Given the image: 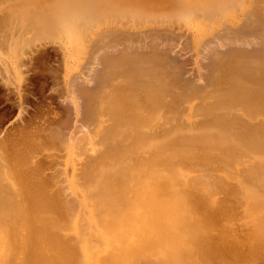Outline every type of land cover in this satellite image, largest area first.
I'll use <instances>...</instances> for the list:
<instances>
[{"label": "rangeland", "instance_id": "374dc122", "mask_svg": "<svg viewBox=\"0 0 264 264\" xmlns=\"http://www.w3.org/2000/svg\"><path fill=\"white\" fill-rule=\"evenodd\" d=\"M29 1L30 0H0V214L1 212L3 214V216H1L2 214L0 215V225L2 224L0 228H4V226L7 227V228H4V230L0 229V264H37V263L57 264V259H58L57 255L56 253H53V251H51L52 250L51 246L48 244L50 243L49 240L53 241V239H50L49 236L46 237V239L42 237L43 231L45 232L48 231L49 230L48 228L50 227H48L47 230H45L46 226L45 227L41 226L43 227V229H40L39 231L37 230V228L39 229L40 227V226L39 227L37 226L41 225L44 219L46 218V217H43V219H41L39 217L47 216L48 213H46V211L49 209H52V212H53L52 217H58L56 219H59V215H57L59 214V212L63 211L64 209H65L64 211H66V214L68 217L65 216V218L66 219L68 218V220H65L63 218L64 215L66 214L62 216L61 215L62 212H61L59 221H61L62 224H63L62 220H65V222L68 221L69 223V224L67 223L68 227H65L66 224L65 225L63 224L64 225L63 226L62 224H60V222H58V220H56L58 222V225L59 224L62 225L61 228L62 227H65V228L63 229L60 228L59 230V227H60L59 225V227L53 230V232L54 234L56 233L54 237L58 238L59 241L67 240L68 243H66L67 241L66 242L63 241V242L65 244H70L69 248H73V247L75 248V250L74 249L73 250H74V253L77 252L76 253L77 257L75 258V256L73 255L74 258L72 257V259L74 260L71 259V261L73 262L75 261V263L73 264H100L101 262L98 263V261L99 259H101V257H106L110 253L111 254L116 253L114 251L115 249H118L119 246L127 247V249L130 248V250H132V247L135 249L136 247H138V245H136V247L134 245L138 237L137 235L134 234L135 233L134 230H137L136 228L140 224L138 222L135 223V221H138V220H133V219H137L139 217L140 218L139 222H141V221H144L145 215H147L146 214L147 213L146 204L143 205V201L145 199H150V197H147L150 195H146V193L148 194L149 190H154V191L157 190V188L154 187L155 188L154 189L153 186H152V189L147 188L148 187L147 185L151 183L152 179L154 180V182L156 181L158 183L156 187H158L159 185H163V183L164 184L166 183L168 185V190L164 191V192H167V194L165 195V197L164 195H161L159 197V200L161 199V202L163 201L164 204L166 201H168L169 212L168 214L166 212V214H164V218H161L160 221L159 220L158 221L164 222V224H166V225L163 224L164 226H166L165 228L167 230V231H164V233L169 231L168 232L169 234L170 232H172L174 235L176 234L175 235L176 238L174 236L175 239H170L171 244H170V240L167 241L169 239L168 238L166 240L167 242H169L168 244L165 243L166 241H164V243L162 242L163 244L161 243L162 245L160 244V246L154 248L152 252L147 251V252H144L143 254H140L138 252L140 255H138V253L136 252L138 257L135 256V258L136 259L140 258L139 262H145L147 264H181V262H178L180 261L178 260L179 259L178 254H180L179 250L185 248L189 244V242L192 241L191 233L186 230L187 228L192 226L190 225V223H193L195 221L197 223L198 228L201 229L202 226H203L202 227L203 229L206 228L207 232H205V230L202 229V231H204L205 234L204 232L200 230L201 233L204 234L205 236L212 237V235L216 236L218 234L217 238L218 237L219 238L217 240L215 238H212L215 240L214 242L215 246L217 245L216 247L218 249L220 248L219 250H221L220 252L223 255L221 256V260L217 264H223V263L224 264H235V263L239 264L241 262L242 264H245L243 263L245 260L246 261L249 260V262H247L246 264H263L264 263L263 261L264 260L263 259L264 258V183H263L264 182V122H263L264 121V93H263L264 89H262V86L264 87V30H263L264 24H262L263 26V29H262V27L258 23V15L260 14L264 15V0H255L256 3H254L253 0H241V1L239 0H236V1L235 0H220L218 2L219 4L214 6L212 9H204L202 7L192 8V7L184 6L182 8L174 9L173 11H169V12L167 10H160L158 11V14L156 16L157 19L154 18L155 17L154 13L156 9H152V8L150 9L149 7L146 8L144 6V7H141L144 12H141L139 9H140V5L142 4H139V2H136L135 0H108L109 2L106 0H91L90 3H89V0H84V2L87 3L85 4L87 5V7L84 6V3L82 4L83 0H74L70 3V6H69V7H73V9H68V11L72 10L74 14H71L72 11L69 13H65L61 11H59L60 14L54 13L56 14L54 17L55 19H57L56 17H59L58 21L62 19V17H60V16H63L61 15V13H65L64 15L70 16L69 22L72 24V27H75V29L74 28L72 29L75 30L74 37L78 43V47H77L78 54H75V56L73 57H70V56L68 57L65 44H63V41L61 39L60 41L57 37L59 35L56 36L53 34L55 30V25L53 26L52 23L51 24L49 23L50 21H53V20L55 21V19H53L51 15H50L51 16L50 18H47V17L45 18L46 14L44 12L46 9L44 10L43 15H42V11L40 12L41 10L40 8H42L43 0H31L30 1L31 4L30 3L28 4ZM204 1L205 2L207 1L206 3H208V5L213 2H214L213 4L217 3L215 2V0H204ZM237 1H239L238 3L240 7L237 5L238 4ZM71 4L73 6H71ZM257 4H258V8H256L257 6H255ZM28 9L30 10V12H28L29 11ZM195 10H199V12H196ZM10 12H12L13 14ZM243 12L246 15L245 14L243 15ZM28 13L30 14L29 17H28ZM203 13L204 15L206 13V16L203 17ZM5 15L7 16L5 17ZM26 15L28 18L26 17ZM192 15L194 17L197 16V18L201 17L200 19L202 20V27H203L202 33L196 32L195 30L196 23H188V18L189 16H192ZM209 15H212V16L209 17ZM44 18H45V21H43ZM71 18L73 21L71 20ZM68 19L69 18H67V20ZM92 24L95 25V27L92 26L90 29L89 26ZM42 25L44 27H42ZM86 25L87 26L89 25L88 29H86L87 28ZM36 27L39 30H36L37 29ZM41 28H42V31H44L43 33H40ZM240 28L244 30L243 31L240 30V32L235 31L236 29L238 30ZM80 31H81V34H79ZM55 33H56V30H55ZM79 35L81 38L83 37L82 38L83 41L79 37ZM55 37L56 39H54ZM235 38L237 41L235 40ZM150 43H151V47H150ZM212 51L213 52L215 51V53H213ZM150 52H152V54ZM135 55L136 57H138L137 55H140L139 58H141V55H143L145 58H147L146 59L147 61L146 60L142 62L134 61L136 60ZM156 57H157V60H155ZM133 58L135 59L133 60ZM145 58H143V60ZM224 58L226 62H223ZM144 62H147V63L143 64ZM251 62H254V64H256V67H258L257 70H254L251 68V65H250ZM245 67H247L248 69ZM156 69L157 71H155ZM136 72L138 73V75H136ZM122 78L124 80L125 79L128 80V82L126 80L123 81ZM143 80L145 81V84L146 83L148 84V82L150 81L149 86L151 85V83L156 86L155 87L151 85V88L149 87L150 89H152V86L155 87L154 89L155 91L152 89L153 91L151 92L153 93L152 94L150 93L152 98L153 96H155L154 95L155 92H157L158 94L164 93L162 95V98L161 97L159 98L160 100L163 99L162 103H164V105L162 106L160 104L161 106L158 109H157L158 105H156L157 107L155 109H157L158 111L157 112L154 110V113L156 115L152 111L151 112L154 115H152L151 112H148V114L151 113V115L149 116H152V117L156 116L155 119L154 118L149 119L147 116L148 119L143 120V121L144 122L148 121V124L145 122V125H142L143 128L140 127V124H139V127H140L138 128L139 130L135 128L137 132L136 131L132 132V135L134 134L135 137L137 138L139 136L138 134H140L139 132H142L141 135H143L144 130L145 131L147 130L145 133L149 132L151 129L148 130L147 128L151 127L150 123H152V129L156 127L157 129L155 128V130H158V131L160 130L159 131L160 133H157L158 131H156L155 133L153 132L154 130L153 131L151 130V132H153L154 135L156 134L155 135L156 137L154 136L153 138L156 141H158V138L160 139L164 136V134L162 133L167 132L168 134L167 135L165 133V135H167L168 138L164 136L168 140L163 137L164 138L163 142L167 143L166 145L167 148H165L166 143L163 144L165 147H163V145L161 147L159 146V143L156 144L155 142V144L157 145L156 146L157 148H155V151H154L153 145H150V148H149L148 145L150 143L146 144V142L149 141L148 138L152 139V137L143 138V136L140 135L141 137L139 136V138H143L142 141L144 139H147L146 141L144 140L145 143L144 141L142 142L145 146H148L149 148L148 149L149 153L147 152L146 154L145 152L144 154H142L143 152H140V150L144 151L147 147L145 148V146L142 145L144 147V150L140 149L142 147L140 144L142 143L140 142V144H136L137 143L135 141L136 139H134V143L131 142L130 140H132V136L129 135L130 131L134 130V126H131V122L133 123V121L136 122V120H139L138 118L139 116H137L138 119L135 118L136 120H134V117L138 114L140 115L141 113H142L141 116L143 118L146 117V115H148L147 110H144L145 107H142V110L146 111V115H144L145 112L143 114V112L141 111V107L138 106L137 110H134V109L132 110V112L136 111L135 116L133 117L134 112L133 114L132 112H130L132 107L131 108L129 107L128 109L124 101L121 102V103H124L122 104L123 107L124 106L126 107V109H124L125 110L124 112H122L123 107L122 109L121 107H118V106L113 107V105L118 104L116 103L117 101L116 102L114 101L115 104L113 103L111 107H110V104H108L109 101L115 100V98L110 99L112 95L114 96V93H112L113 90L115 92L117 90H120L121 87H123L124 89L125 88L124 85L135 83V82L138 84L137 85L135 83V85L138 86L139 90L136 89L137 87L135 88L133 84H131V87L130 85H127L128 87L126 86V89L129 90L130 88V90L129 91L126 90L128 92H126V94L123 92L121 96L123 97L124 96L123 94L131 95V98L135 96L137 99L133 98L135 99L134 102L130 100V104L131 102L135 103L137 100L138 102H140V100L141 101L143 100L145 102L147 98L145 99L144 97L145 99L144 100L143 96H141L142 92H144L143 91L144 87L141 89L142 91L140 90V88L143 85H145L143 84ZM260 80H262V82ZM170 82L173 84H171ZM117 83L118 84L120 83V86ZM111 85H114V86L112 87ZM239 86H242V88H240L242 90L238 89ZM246 86H248L249 89ZM145 87L147 86L145 85ZM258 87H259V90L257 89ZM133 88L136 89V93L138 94L141 93L139 94L138 97L137 95L133 93L135 92L134 90H132ZM150 89H149V92H150ZM260 90L261 91L263 90V92H260ZM84 91L89 93L90 95V100L92 101L91 104L93 107V109H91L92 111L88 110V108L89 109L91 108V105L87 104L86 102L87 98L86 96L82 94ZM146 91L147 90H145V92ZM218 91L219 93H217ZM165 93H166V97H164ZM115 94L116 95L114 97H117L119 99L120 98L119 94H121V90L120 92L115 93ZM144 94L145 93H143V95ZM240 96H241V101H240ZM156 97H159V96H156ZM138 98L139 99L141 98V99L139 100ZM121 100H124V98L123 99L121 98L120 101ZM125 100L126 101L129 100V98L126 97ZM143 101L141 102L142 104L144 105L148 104V103L146 104V102L144 103ZM164 101L165 102L169 101L168 103L169 107ZM150 103L148 104V106L150 105ZM207 103L209 104V106ZM107 104L110 107L109 109H107L108 107ZM133 105L135 106V104ZM133 105L131 104L130 106H133ZM165 105L167 106L166 109H169L168 112L165 110ZM105 106H106V109L109 110V112L111 109L115 111L116 110L119 111L120 109L121 111L119 112L126 114V115L123 114L124 116H120L118 112L119 116L122 117V119H125V118L127 119L131 116L133 117V120H131L132 118H130L129 120L127 119L129 122H127L126 119H125L126 121L122 119L118 121L120 118V117L118 118V114H117L118 119L115 117L116 115H113V114H112L113 118L111 116L108 117V113H107L108 111L105 109ZM74 107H76V109ZM139 107H140V110H139ZM162 107L163 109H161ZM113 110H111V112L114 113ZM138 110L141 111V113L139 112L137 114ZM88 111H90V114L92 112L93 116L91 115L89 120H87L85 123H82V121L85 120L84 114L88 115L89 114L87 113ZM211 112H212V115H210ZM101 114L102 116H100ZM214 114L215 115L217 114V116H215ZM160 116L162 117V119ZM163 116L165 118L167 117L166 120L165 118L163 119ZM114 118H116L115 120L117 122L113 120ZM212 118L215 119L213 120V122H212ZM109 119L114 122L113 124H116L114 125V127H113V124L110 123ZM159 119L161 120L159 121ZM61 120H63L64 125L63 127L60 128L59 124H61L60 123L62 122ZM154 120L155 121L158 120L160 123H156ZM100 121L102 122L104 121L103 125L101 124ZM121 121L122 123L127 122L128 125L130 126L127 127L128 125H126V123H125V126H124V123L122 124L123 126L120 125L121 123L118 124V122H121ZM137 123L138 122H136V125ZM221 123L222 124L224 123V124L221 125ZM81 124H83V127L89 126L90 128L89 127L88 129L86 128L88 131L89 130L93 131L90 134V135L93 134V136H91L92 138L89 137L92 143L94 139L98 140V138H96L99 136L97 133L101 131L100 128H102V126L103 128L105 126V128L102 129L103 132L102 131L100 132V134L102 135V136L100 135V137H101V140L103 139V142H100V138H99L100 144H96V143L94 144L98 146V145H101V143L102 144L105 143L103 147L107 148L108 146L107 147L105 146L108 143L107 145L110 144V147H111V143L112 145L113 143L114 144L117 143L116 141H115L116 143L113 141L111 142V140L114 139L113 137H115V140H118V143H119L118 145H120L121 150L118 149L119 150L118 153L120 155L113 153L112 157L113 156L115 157V155H118L119 158L125 161L126 155L130 157L132 155L131 153L134 152L133 150H137L139 148L138 149L139 151L137 150L139 154L141 153L140 155H143L142 157L145 156L144 158L147 159L149 157L148 154L151 155L150 151L152 149H153L154 154L158 151L156 153L157 155L155 157L153 156L155 160H156V157H158V160H161L163 158L161 161L155 163V164L158 163V165L154 167L153 166L154 163H152V161L154 160L149 161L152 163V164L150 163V166L152 167V169L155 168L154 169L155 172L156 170L158 172L156 173L153 172L152 174H148L150 171L146 172L148 169L146 170L144 167L145 166L148 167L149 162H146V160H143V162L148 163V165L144 163L141 164L142 160L138 156V154H136L137 153L136 152L135 154L139 157V160L141 161H139L138 163L130 162L131 164L125 163L123 161L125 165L123 163L122 164L124 166L127 165L126 168H124L123 165H121L123 167L121 168L120 162H122V160L116 157L117 159H119V161L121 160L119 162V165L117 164L118 167H120L121 169L118 171L116 170V171L122 172V176L119 174H116L113 168L112 170V169H106L105 167L103 168L104 170L101 169L103 172L101 171L99 172V173H104V174H102L101 177L98 174L97 175L98 179L96 178L97 180H95V177L92 176V173H94L93 171H96L98 169L97 168L96 170H94L96 166L95 163H93L95 166L94 165L91 166V167H94L93 171L91 172L87 171V170L92 169L90 167V164L88 163V166H89L88 169H86L85 168L86 166L84 165H87V162L89 161L91 162L95 157H97V155L93 156V154H95L93 153V151L96 152L97 149H100L102 145L99 147L95 145V147H93L94 145L92 143L89 144L88 143V139H89L88 133L89 132H86L87 138L83 136L84 132H82L81 134L77 132L80 130L81 131L84 130V128L80 129V127H82ZM90 124L92 126H90ZM165 124L167 125L165 126ZM157 125H159L160 127ZM144 126H146V128ZM165 127H167V129L169 128V130H166ZM112 128L114 131L112 130ZM128 128H131V130L128 131ZM39 129L41 130L40 132L37 133L36 131H38ZM60 129H62L59 132L62 133V134L60 133V135H62L63 138L60 137L59 133H57L58 135L55 133L56 130H60ZM73 129L75 130L74 132H73ZM105 129L109 131L106 132ZM198 129L200 130V132L198 131ZM211 129L214 130L215 132L212 131ZM111 130L113 131V134L109 133ZM125 130L128 131L129 134L128 132L126 134ZM232 130L234 131L232 132ZM104 131L106 133H109L111 136L109 134L104 133ZM195 131L199 133H196ZM221 131L223 132V134L220 133ZM225 131L228 133H226ZM176 132L177 134H180V135H175ZM213 132L214 133L218 132V133H216L217 135L215 134L213 136L211 135V134H214ZM76 133H79V134L76 135ZM136 133H138L137 134L138 136L136 135ZM72 134H75V135H72ZM95 134H97L98 136H96ZM114 134L116 136H119V138H117ZM121 134H123L124 136L128 135L127 137H130L131 139L126 138L128 140L125 141L126 139L124 137L121 138L122 136ZM149 134L147 133V135ZM159 134L162 135V137L160 136L157 138ZM196 134L198 136H196ZM151 135L152 134H150V136ZM71 136L73 137L74 141L75 139L81 140L82 141L81 146L83 147L87 145L88 143L87 148H89L90 151L88 152L87 148L85 147L84 149L89 154L91 152L93 158L91 154L90 155L86 154V155L91 156L92 160H89L90 157L89 158L87 157V159L86 158L83 159L87 162L82 163L83 161L81 160V158H83V156L80 154H79L80 157L77 156L79 151L78 152L75 151L74 149L75 146L73 145L74 148L73 146H71V149H69L70 145H67V144H70L71 142L68 143L67 141L69 138H72ZM79 136L81 138L84 137L83 139L84 140L86 139L87 143L85 142L84 144L83 139H81ZM175 136H176V139H174ZM216 136H218L217 139H216ZM59 137L61 138V140L63 139L65 140L66 138L67 140L65 142H67V144L66 143L65 144L69 147H67L64 144L63 142L64 140L61 142V140H59L60 139ZM190 137L191 138L193 137V139H191ZM212 137H215V138L211 140L210 138ZM220 137L221 138L223 137L222 139H225V138L226 139L225 141L222 140L223 142L221 141V143L219 144L216 142V140L219 139L218 141L220 142V139H221ZM240 137H242V139ZM107 138L109 140H107ZM123 138L125 140H123ZM57 139L58 141H56ZM104 139H106L107 141L104 142L105 141ZM119 139L120 141L122 139L124 143H121L123 141L120 142ZM151 139L150 141L153 142V139L152 140ZM208 139H210V141H208ZM175 140L176 142H174ZM177 140L179 142H177ZM214 140H215V143H214ZM128 141L131 142L132 146L134 144V146L133 147L130 146V144L127 143ZM206 142H207V146H206ZM209 142L210 144H212L210 145V148L208 144ZM75 143L78 145L77 142ZM81 143L79 141V145ZM124 144L125 145L128 144V148H125V146H123ZM198 144H201V146H199ZM215 144H216V148H215ZM79 145L78 147L80 148ZM63 146H65L64 150H63ZM78 147L77 149L79 150ZM112 147H114V145ZM224 147L226 148L224 149ZM127 149L129 151L128 154L130 153V150L133 149L132 150L133 152L131 151L130 153L131 155L129 154L130 156L128 154H125L127 153L125 152L127 151ZM156 149L158 150L156 151ZM163 149L164 150L167 149V150L163 151ZM71 150L72 152L74 151L77 152L75 154L77 157H74L75 155L72 156L71 155L72 153L71 154L69 153L71 152ZM102 150L104 149L102 148ZM148 150L146 149L145 151H148ZM227 150L229 153H225ZM233 150L234 152H232ZM84 151H81V152H84ZM115 151L114 152L117 153V150ZM120 151H122V153H120ZM98 152H101V151H98ZM105 153H107V151ZM108 153H111V151ZM177 153H179V155L181 154L182 156L181 155H180L181 157L178 156ZM124 154H125V157L124 156L120 157ZM135 154H133V156H135ZM186 154L189 155V157H187L188 159L185 158ZM230 154L231 156H229ZM86 155L84 153V156ZM160 155L162 158L160 157ZM164 155L167 156L166 159L169 160L167 161L168 166H166L167 163L165 165V162H164V165L166 167L165 166L163 167V165H161L164 160ZM176 155L178 156V158L175 157ZM193 155H195L196 157ZM99 156L100 154L98 155V158ZM108 156L111 157V154ZM168 156L169 157L171 156V157L168 158ZM209 156L211 158H209ZM225 156H226V159L224 158ZM128 157L126 159V162L127 160H129ZM75 158L77 161L79 158L80 159L77 162L76 160H74ZM116 158L115 160L118 161ZM133 158L135 159L136 157H133ZM193 158L195 159L197 158V161L195 159L194 161ZM111 162H114V161H111ZM139 163L141 164L140 165L141 167H138L136 165ZM110 165H112V167L115 168V166H113V163H111ZM81 167L84 168V170L82 169L83 171H81ZM228 167H230L231 169H228ZM143 169L145 170L147 174L143 172ZM152 169L151 171H154ZM164 169H166L167 171ZM138 170L141 172H139ZM226 171L228 172V174ZM87 173H88L87 178L89 179L91 178L92 180L85 178V175ZM113 173L115 175H118V177L120 176L119 182L121 181L120 179L122 178L123 182L121 186H115L117 184L118 178H116L117 176L116 177L113 176L114 175ZM89 174L92 177L89 176ZM94 174L96 175V172ZM108 176H110V179H113L112 177L116 178V181H113L115 180L113 179L110 183L116 182V183H112V185H114L115 187V191L119 187L120 192L119 191L118 192H119V195L121 194L120 197L123 196L127 200V202L130 204L131 206L130 208H132V210L130 209V212L126 216L128 217V219L131 220L129 216H130V213H132L133 211L132 220H133L134 227L131 223L132 220L131 221L129 220L130 221L129 222L126 216L123 217V215L125 214L122 212H120V215L118 214L119 216L118 215L114 216L115 218L112 217L113 220L111 219V217H104L105 215H103L104 213H102L103 207L100 206L99 204L100 203L102 204L103 202L104 203L110 202L109 200H112V197L111 195L110 197H108L106 194L97 195L94 190L97 189L98 187L95 189H92V188L95 185L94 181H98L99 184L101 183L105 184L104 181L108 179ZM231 177L234 179H232ZM128 180L131 182H129ZM261 180L263 181L261 182ZM105 182L107 186L112 188V186H110V184L107 181ZM99 184H96V185H99ZM152 184L154 185V183ZM87 186H89L90 188ZM133 187H135L136 190H133L135 189ZM159 191H162V189L160 188ZM111 192L113 193L112 190ZM155 192L152 191L151 193L153 194ZM158 193L160 192L157 191V194ZM115 195L117 196V194ZM92 196L94 199L95 198L96 199L95 200L92 199ZM105 196L107 197V200H105L106 199ZM39 197H41L40 198L41 201L40 199L38 200ZM113 197H114L113 200L118 198V196L117 198H115V196ZM156 198H158V195L156 196ZM197 199L203 200V202L207 203L208 206L206 204L205 208L202 207L203 209H200V206H198L197 202H195V200ZM51 200L53 204H51L52 203L50 202ZM159 200L157 201L158 203H159ZM38 201L40 202L41 206L40 204H38ZM48 202L50 203L48 204ZM90 202H92L93 204ZM163 202L160 203L162 204V206H163ZM237 202H238V205H237ZM11 204L13 206L17 205L14 208L13 206L11 207L14 210V213L16 210L18 212V215H17L18 217L15 216V219L18 218V221L20 220L18 222L20 224L18 225L15 224L14 227H12L9 224V223H13L14 221L13 220L14 218L12 219V216L14 214L12 213V216H9V214H11L10 213ZM48 205L53 206V208H50ZM34 206L36 207L34 208ZM38 206H40V209ZM74 208L75 210H73ZM37 209L40 210L41 212L39 211L40 213H38ZM29 210H31V213ZM7 212L9 214H7ZM33 212L38 213V216L36 217L35 214L33 216L32 214ZM143 212L145 215L143 214ZM5 213L7 214L6 216H5ZM41 213H44V214H41ZM141 214L143 216L142 219H141L142 217ZM8 216L11 217L10 218L12 220L11 222L8 221L10 220L7 218ZM34 217H36L37 219L39 218L43 221L40 222V220L38 219L40 224H38L37 221L33 222L32 219ZM61 217H62V220H61ZM237 217L239 218V220L237 219ZM241 217L242 219H240ZM28 218L30 219L32 218L29 221V223H27L29 220ZM96 218L98 219V221H96L97 220ZM125 218L127 219V221ZM51 220L53 221L54 219L52 218ZM5 221H7L8 223L7 222L4 223ZM45 221L43 223H45ZM48 222L49 221H47V224L49 226ZM32 223L33 224L35 223L36 227H33L35 226V224L33 225ZM31 224L33 226L29 227L31 226ZM129 224L130 226L132 225L131 228L128 226ZM179 224L181 226L184 225V227L183 226H182L183 228L180 227ZM186 224L188 225V227H185ZM53 225L52 227L56 226V225L54 226ZM225 226L226 228H224ZM160 227H163L161 223H160ZM212 227L213 228L215 227L214 229L216 230H213ZM221 227H222V231H221ZM30 228H32L31 229L32 235H30L31 237H29V234H28ZM129 228L131 231L129 230ZM176 228L177 230L179 228L181 230L176 231ZM223 228L225 230H223ZM211 230L214 232V234L211 232ZM158 231L160 232V230ZM182 231H185V232H182ZM208 231L211 233V235H209L210 233L208 234ZM223 231H225L226 235L225 233H223ZM41 232H42V235H40ZM7 233L9 234L10 237L8 236ZM161 233H163V231ZM172 233L171 235L173 236ZM140 234H143V233L138 232V236ZM222 234H224L225 237ZM79 235H80V238H79ZM41 237L42 239H40ZM59 238L62 240H60ZM58 240L57 242H59ZM173 240H174V243H173ZM221 240H225V241H221ZM227 240H230L228 241V244H227ZM216 241L217 243H219V245L216 244ZM34 242H36L37 244L35 243V245H33ZM63 242L59 244H64ZM222 242L225 243V245L221 244ZM236 242H237V245H236ZM232 243L235 245V247L236 246L237 247L235 248L232 245ZM172 244H175L173 245V248H171ZM189 245L191 246L192 244H189ZM222 245L224 249H222L221 247ZM226 246H228L229 248ZM37 247L39 250L37 249ZM233 248L235 251L238 250V253H240L239 252V248H240V251L243 255L241 256V253H240V256L238 255L239 257L238 256L235 257L236 256L235 254H238V253L237 252L235 253V251H233ZM227 249H229L228 252L226 251ZM71 251L72 250L70 249V253ZM255 251H256V254H255ZM258 251L261 254L258 253ZM38 253L40 254V256ZM200 253H202V251ZM228 253H232L235 258L233 257L232 254L229 255ZM247 253L249 254L247 255ZM53 254L56 256H54ZM257 254L262 255L261 258L262 257L263 258L262 259L259 258L260 257L259 255L257 257ZM43 255L44 256L46 255L45 258L42 257ZM71 256H72V253H71ZM251 256L252 258L256 257L259 260V262L256 258L251 260V258H249ZM47 257H49V260L51 259L50 262ZM240 257H242L245 260L243 261ZM190 258L194 260H191V261L189 260L188 261L190 262L189 264H191L192 261H193L192 264H195L194 263L195 258L192 256ZM233 258L236 260H234ZM260 259L263 262H261ZM171 260H172V263H171ZM128 261L126 259L124 262L127 263ZM70 264H72V262ZM200 264H205V261H202Z\"/></svg>", "mask_w": 264, "mask_h": 264}, {"label": "bare ground", "instance_id": "6f19581e", "mask_svg": "<svg viewBox=\"0 0 264 264\" xmlns=\"http://www.w3.org/2000/svg\"><path fill=\"white\" fill-rule=\"evenodd\" d=\"M30 1H31V0H30ZM30 1L28 2V4L30 3ZM72 1H74V0H43V4H42V8H40V9H41L40 12L42 11V15H43L44 13L46 14V16L44 15L45 18H46V17H47V18H50V17L52 16L53 19H55L54 17H55L56 14H54V13H59V11H61V12H65V13H69V12L72 11V10H71V11H68V9H73V7H69V6H70V3H71ZM90 1H91V0H89V3H90ZM106 1H108V0H106ZM157 1H159V2L161 3V4H159V5H162V3H164V0H157ZM235 1H236V0H235ZM239 1H241V0H239ZM239 1H237V3H238ZM253 1H254V3H256L255 0H253ZM33 2H35V1H33ZM93 2H94V1H93ZM93 2H92V3H93ZM108 2H109V1H108ZM243 2H244V1H243ZM83 3H85L84 0L82 1V4H83ZM92 3H91V4H92ZM237 3H235V4H237ZM257 3H258V2H257ZM30 4H31V3H30ZM240 4H241V3H240ZM107 5H109V4H107ZM237 5L239 6V3H238ZM35 6H36V5H35ZM71 6H73V5L71 4ZM252 6H253V5H252ZM255 6H257L256 8H258V4L255 5ZM38 7H39V6H38ZM229 7H230V6H229ZM239 7H240V6H239ZM241 7H242V6H241ZM34 8H35V7H34ZM34 8H33V9H34ZM252 8H253V7H252ZM252 8H251V9H252ZM33 9H32V11H33ZM35 9H36V8H35ZM35 9H34V10H35ZM42 9H43V10H42ZM45 9H46V10H45ZM61 9H63V10H61ZM107 9H109V8H107ZM200 9H202V8H200ZM229 9H230V8H229ZM28 10H29V9H28ZM30 10H31V8H30ZM30 10H29L28 12H30ZM44 10H45V12H44ZM48 10H49V12H48ZM74 10H75V9H74ZM84 10H85V9H84ZM139 10H140L141 12H143V9H142V8H140ZM254 10H255V9H254ZM32 11H31V12H32ZM67 11H68V12H67ZM104 11H105V10H104ZM200 11H201V10H200ZM43 12H44V13H43ZM74 12H75V11H74ZM77 12H79V11H77ZM197 12H199V10H197ZM203 12H204V11H203ZM10 13H12V12H10ZM65 13H61V15L65 16V17L59 15L60 17H62L61 20L58 21L59 17H56L57 19H55V21H54V20H53V21H50L49 24L52 23L53 26L55 25L56 33H55V30H54V33H53V34L56 35V36L59 35V36H57V37H58L59 40L61 39V40L63 41V44H65V48H66V52H67L68 57H69V56H70V57H73V56H75V54H78V53H77V52H78V49H77V47H78V43H77V40H76L75 37H74V34H75V30H74V29H75V27H72V24L69 22V21H70V16H68V15H64ZM163 13H164V11H163ZM12 14H13V13H12ZM59 14H60V13H59ZM71 14H74L73 11H72ZM93 14H94V12H93ZM99 14H100V13H99ZM102 14H103V13H102ZM199 14H201V13H199ZM244 14H245V13L243 12V15H244ZM29 15H30V14L28 13V17H29ZM50 15H51V16H50ZM245 15H246V14H245ZM260 15H261V14H260ZM6 16H7V15H5V17H6ZM9 16H10V15H9ZM67 16H68V17H67ZM71 16H73V15H71ZM100 16H101V15H100ZM156 16H157V15H156ZM198 16H200V15H198ZM204 16H206V13H205V15H204V13H203V17H204ZM209 16H211V15H209ZM26 17H27V15H26ZM28 17H27V18H28ZM76 17H77V16H76ZM83 17H84V16H83ZM91 17H92V16H91ZM222 17H223V16H222ZM222 17H221V18H222ZM261 17H262V15H261ZM261 17H260V18H261ZM263 17H264V16H263ZM263 17H262V18H263ZM14 18H15V17H14ZM31 18H32V17H31ZM38 18H40V17H38ZM45 18L43 19V21H45ZM67 18H69V19L67 20ZM176 18H177V17H176ZM200 18H201V17H200ZM200 18L198 17L197 19L200 20V21H202ZM262 18H261V19H262ZM34 19H35V18H34ZM194 19H195V17H194ZM197 19H195V22H197V21H196ZM36 20H37V19H36ZM51 20H52V19H51ZM71 20H72V18H71ZM258 20H259V19H258ZM72 21H73V20H72ZM87 21H88V20H87ZM260 21H261V20H260ZM262 21H263V20H262ZM54 22H55V23H54ZM113 22H114V21H113ZM211 22H212V21H211ZM53 23H54V24H53ZM110 23H111V22H110ZM145 23H146V22H145ZM148 23H149V22H148ZM3 24H4V23H3ZM83 24H84V22H83ZM93 24H94V23H93ZM93 24L90 25V26L88 25V26L90 27V29H91L92 26L95 27V25H93ZM112 24H113V23H112ZM112 24H111V25H112ZM115 24H116V22H115ZM199 24H200V23H199ZM259 24H260V23H259ZM263 24H264V23H263ZM73 25H75V24H73ZM121 25H122V24H121ZM145 25H146V24H145ZM10 26H11V25H10ZM47 26H48V25H47ZM86 26H87V25H86ZM86 26H84V27H86ZM88 26H87L86 29H88ZM96 26H97V24H96ZM114 26H115V25H114ZM195 26H196V28H197V29H195L196 32H197V33H202V31H203V27H202V25L199 26L198 23H196ZM260 26H261V25H260ZM263 26H264V25H263ZM42 27H44V26L42 25ZM45 27H46V26H45ZM78 27H80V26H78ZM207 27H208V26H207ZM261 27H262V26H261ZM36 28H37V27H36ZM72 28H74V29H72ZM209 28H210V26H209ZM44 29H46V28H44ZM76 29H78V28H76ZM90 29H89V30H90ZM92 29H93V28H92ZM262 29H263V27H262ZM36 30H39V29L37 28ZM79 30H80V29H79ZM240 30L243 31L244 29H241V28H240V29H238V30L236 29L235 31L240 32ZM263 30H264V29H263ZM81 31H83V30H81ZM81 31H80L79 34H81ZM87 31H88V30H87ZM43 32H44V31H42V28H41L40 33H43ZM51 32H52V31H51ZM45 33H46V32H45ZM48 33H49V32H48ZM101 33H103V32H101ZM85 34H87V33H85ZM121 34H122V33H121ZM206 34H208V33H206ZM102 35H103V34H102ZM104 35H105V34H104ZM51 36H52V35H51ZM83 36H84V35H83ZM107 36H108V35H107ZM204 36H205V35H204ZM53 37H54V36H53ZM76 37H77V36H76ZM79 37H80V35H79ZM110 37H111V36H110ZM201 37H202V36H201ZM80 38H81V37H80ZM82 38H83V37H82ZM82 38H81V39H82ZM95 38H96V37H95ZM113 38H114V37H113ZM113 38H112V39H113ZM208 38H209V37H208ZM230 38H231V37H230ZM43 39H44V38H43ZM46 39H47V38H46ZM54 39H56V37H55ZM85 39H86V38H85ZM215 39H216V38H215ZM231 39H232V38H231ZM61 40H60V41H61ZM79 40H80V39H79ZM107 40H108V39H107ZM235 40H236V38H235ZM256 40H257V39H256ZM82 41H83V39H82ZM199 41H200V40H199ZM215 41H216V40H215ZM230 41H231V40H230ZM236 41H237V40H236ZM56 42H57V41H56ZM96 42H97V41H96ZM106 42H107V41H106ZM227 42H228V41H227ZM61 43H62V42H61ZM213 43H214V42H213ZM82 44H83V43H82ZM109 45H110V44H109ZM158 45H159V44H158ZM217 45H219V44H217ZM235 45H236V44H235ZM150 47H151V43H150ZM218 47H219V46H218ZM221 47H222V46H221ZM255 47H256V46H255ZM82 48H83V47H82ZM82 48H81V49H82ZM118 48H119V47H118ZM153 48H155V47H153ZM153 48H152V49H153ZM146 49H147V48H146ZM93 50H94V49H93ZM206 50H207V49H206ZM213 50H214V49H213ZM151 51H152V50H151ZM221 51H222V50H221ZM62 52H63V51H62ZM101 52H102V51H101ZM212 52H213V51H212ZM212 52H211V53H212ZM241 52H242V51H241ZM150 53L152 54V52H150ZM213 53H215V51H214ZM151 54H150V55H151ZM62 55H63V54H62ZM154 55H155V54H154ZM156 55H157V54H156ZM216 55H218V54H216ZM137 56H138V57H136V55H135L136 60H134L135 58H133L134 61L142 62V61H145V60L147 59V58H145L143 55H141V58H139L140 55H137ZM142 56H143V57H142ZM222 57H223V56H222ZM222 57H221V58H222ZM137 58H139V59H137ZM143 58H145V59L143 60ZM160 58H161V57H160ZM214 58H216V57H214ZM141 59H142V60H141ZM151 59H152V58H151ZM155 60H157V57H156ZM131 61H132V60H131ZM146 61H147V60H146ZM149 61H150V60H149ZM164 61H165V60H164ZM151 62H152V61H151ZM154 62H155V61H154ZM223 62H226V61H225V58H224ZM145 63H147V62H144L143 64H145ZM152 63H153V62H152ZM196 63H197V62H196ZM221 63H222V62H221ZM134 64H135V63H134ZM134 64H133V65H134ZM137 64H139V63H137ZM154 64H155V63H154ZM159 64H160V62H159ZM224 64H225V63H224ZM93 65H94V64H93ZM129 66H130V65H129ZM144 66H145V65H144ZM149 66H150V65H149ZM223 66H224V65H223ZM134 67H135V66H134ZM214 67H215V66H214ZM225 67H226V66H225ZM140 68H141V67H140ZM163 68H164V67H163ZM245 68H247V67H245ZM149 69H150V68H149ZM153 69H154V67H153ZM159 69H161V68H159ZM221 69H222V68H221ZM247 69H248V68H247ZM90 70H91V69H90ZM142 70H143V69H142ZM155 71H157V69H156ZM93 72H94V71H93ZM137 72H138V71H137ZM137 72H136V75H138ZM149 72H150V71H149ZM20 73H21V72H20ZM141 73H142V72H141ZM126 74H127V73H126ZM132 74H133V73H132ZM139 74H140V72H139ZM120 75H122V74H120ZM152 75H153V74H152ZM155 75H156V74H155ZM177 76H178V75H177ZM185 76H186V75H185ZM134 77H135V75H134ZM175 77H176V76H175ZM116 78H117V77H116ZM97 79H98V78H97ZM110 79H111V78H110ZM122 79H123V78H122ZM135 79H136V78H135ZM125 80H126V79H125ZM125 80L123 79V81H125ZM213 80H214V79H213ZM126 81L128 82V80H126ZM129 81H130V80H129ZM260 81L262 82V80H260ZM121 82H122V80H121ZM147 82H148V81H147ZM149 82H150V81H149ZM149 82H148V84H147V83L145 84V81L143 80V84H145L148 88H149V87L151 88V85H153V84L151 83V85L149 86V84H150ZM152 82H153V81H152ZM172 82H173V81H172ZM236 82H237V81H236ZM130 83H131V82H130ZM135 83H136V82H135ZM135 83H131V84H133V85L135 86V88L137 87L136 89H138V86H137L138 84L136 83L137 85H135ZM170 83H171V82H170ZM247 83H248V82H247ZM253 83H254V82H253ZM115 84H116V83H115ZM117 84H118V83H117ZM125 84H126V83H125ZM131 84H127V85H130V87H131ZM171 84H173V83H171ZM174 84H175V83H174ZM108 85H109V84H108ZM118 85L120 86V83H119ZM118 85H117V86H118ZM122 85H123V83H122ZM127 85H124V87H125L124 89H125V90L123 89V87H121V89H120V90H121V94H119L120 96L118 95V96L120 97L119 99H118L117 97H114V96L116 95L115 93L120 92V90H117V91H115V92H114V90L112 91V93H114V96L112 95V97L110 96L111 98H110V97H109V98H110V99H112V98L114 99V98H115V100H112V101H109V102H108V104H110V107L112 106L113 103L115 104L116 101H117L116 103H118V104L113 105V107H114V106H118V107H121V109H122V107H123L122 104L126 103V107H127L128 109H129V107H130V108L132 107L131 110H130V112H132L133 109H134V110H137L138 106H140V107H141V111L143 112V114H144V112H145L144 115H146V111H143V110H142V107H145L144 110H147V114H148V112H151V111L154 113V110L157 111V109H158L161 105H162V106L164 105V103H162V100H163V99H161V100L159 99L160 97L162 98V95H163L164 93H163V94H158L157 92H155V94H154L155 96H153V98H152V96L150 95V93H151V94L153 93V92H151V91H153V90L155 89V87H156L155 85H153V86H155V87L152 86V89H153V90L149 88V89H150V92H149V89H148L147 87H145V85H143L141 88L139 87L140 90L144 87V88H143V91H144V92H142V94H141V93H139V94H141V96H143V99H144V97H145V99L147 98L146 100L144 99L145 102H146V104H147V103L149 104L150 101H151V103H150L149 106H148V104H147V105L142 104L141 102H142L143 100L141 101V100H140L141 98H140V99L138 98V99L140 100V102H138V100H137L135 103H133V102L135 101V99H137V98H136L135 96H133V95H132V96H133L132 98H131V95H125L126 92H128V91L130 90V88H129V90L126 89V86H127ZM139 85H140V84H139ZM141 85H142V84H141ZM242 85H244V84H242ZM247 85H248V84H247ZM111 86L113 87L114 85H111ZM134 86H132V87H134ZM159 86H160V85H159ZM159 86H158V87H159ZM170 86H171V85H170ZM221 86H222V85H221ZM225 86H226V85H225ZM253 86H254V85H253ZM256 86H258V85H256ZM109 87H110V86H109ZM127 87H128V86H127ZM158 87H157V88H158ZM171 87H172V86H171ZM237 87H238V86H237ZM246 87L248 88V86H246ZM159 88H160V87H159ZM240 88H242V86H239L238 89H240ZM243 88H244V87H243ZM110 89H111V88H110ZM114 89H115V88H114ZM136 89L133 88L132 90L135 91V92H133V93H134L135 95H137V97H138L139 94L136 93ZM144 89L147 90V91L145 92ZM235 89H236V88H235ZM238 89H237V90H238ZM248 89H249V88H248ZM257 89L259 90V87H258ZM260 89H261V88H260ZM262 89H264L263 86H262ZM115 90H116V89H115ZM126 90H128V91H126ZM138 90H139V89H138ZM191 90H192V89H191ZM229 90H231V89H229ZM233 90H234V89H233ZM240 90H242V89H240ZM245 90H246V89H245ZM110 91H111V90H110ZM141 91H142V90H141ZM141 91H140V92H141ZM154 91H155V90H154ZM235 91H236V90H235ZM97 92H98V91H97ZM104 92H105V91H104ZM106 92H107V91H106ZM123 92H124L125 94H123L124 96L122 97L121 95H122ZM130 92H132V91H130ZM137 92H138V91H137ZM148 92H149V93H148ZM158 92H159V91H158ZM162 92H163V91H162ZM165 92H166V90H165ZM260 92H263V90H262V91L260 90ZM81 93H82V92H81ZM109 93H110V92H109ZM143 93H145V94L147 93V94H146V95L144 94V95H145V96H144ZM159 93H160V92H159ZM217 93H219V91H218ZM222 93H223V91H222ZM263 93H264V92H263ZM82 94H83L84 96H86V98H87V100H86L87 104H90V105H91V108H90V109L88 108V110L93 109L92 104H91L92 101L90 100V95H89V93H87V92L84 91ZM157 94H158V95H157ZM209 94H210V93H209ZM235 94H236V93H235ZM149 95H150L151 97H150ZM160 95H161V96H160ZM214 95H215V94H214ZM238 95H239V94H238ZM125 96H126L127 98H129V100L126 101V100H125V98H126ZM128 96H130V97H128ZM156 96H159V97H156ZM164 97H166V93H165V96H164ZM214 97H215V96H214ZM237 97H239V96H237ZM116 98H117V99H116ZM121 98H122V99L124 98V100H121V101H120ZM133 98H135V99H133ZM148 98H149V99H148ZM155 98H157V99H155ZM210 98H211V97H210ZM223 98H224V97H223ZM223 98H222V100H223ZM225 98H226V97H225ZM152 99H153V100H152ZM213 99H214V98H213ZM237 99H238V98H237ZM130 100L133 101V102H131V104H132V105L135 104V106H134V105H133V106H130V105H131V104H130ZM158 100H159V101H158ZM114 101H115V102H114ZM122 101H124V103H121ZM156 101H157V102H156ZM211 101H212V99H211ZM240 101H241V96H240ZM119 102H120V103H119ZM128 102H129V103H128ZM137 102H138V103H137ZM143 102H144V101H143ZM145 102H144V103H145ZM155 102H156V103H155ZM164 102H165V101H164ZM254 102H255V100H254ZM136 103H137L138 105H137ZM158 103H159V104H158ZM165 103H166L167 106H168L169 101H167V102H165ZM252 103H253V102H252ZM108 104H107V105H108ZM119 104H120V105H119ZM128 104H129V105H128ZM140 104H141L142 106H141ZM160 104H161V105H160ZM207 104H208V103H207ZM258 104H259V103H258ZM101 105H102V104H101ZM121 105H122V106H121ZM151 105H152V106H151ZM154 105H155V106H154ZM156 105H158V107H157ZM169 105H170V104H169ZM213 105H215V104H213ZM254 105H255V104H254ZM99 106H100V105H99ZM146 106H147V107H146ZM167 106L165 105V110L168 112L169 109H166ZM208 106H209V104H208ZM241 106H243V105H241ZM100 107H101V106H100ZM100 107H99V108H100ZM110 107H109V105H108L107 109H109ZM113 107H112V108H113ZM126 107H125V106L123 107V109H122L123 111H122V112L125 111L124 109H126ZM133 107H134V108H133ZM140 107H139V110H140ZM148 107H150L151 109H152L153 107H154V108L151 110V109L148 108ZM156 107H157V109H155ZM168 107H169V106H168ZM74 108L76 109V107H74ZM135 108H136V109H135ZM213 108H214V107H213ZM250 108H251V107H250ZM105 109H106V106H105ZM107 109H106V110H107ZM116 109H118V108H116ZM149 109H150V110H149ZM161 109H163V107H162ZM103 110H104V109H103ZM111 110H113V109H111ZM111 110H110V112H109V110H107V111H108V112H107V113H108V117H110V116L112 117L113 115H116L115 117L117 118V114H118V112L121 111L120 109H119V111H117V110H116V111L113 110V111H114V113H113V112H111ZM139 110L137 111V114H138L139 112L141 113V111H139ZM195 110H196V108H195ZM201 110H203V109H201ZM205 110H206V109H205ZM211 110H213V109H211ZM91 111H92V110H91ZM128 111H129V110H128ZM128 111H127V112H128ZM246 111H247V110H246ZM75 112H76V111H75ZM122 112H119L120 116H124L123 114H125V113H122ZM133 112H134V111H133ZM133 112H132V114H133ZM135 112H136V111H135ZM135 112H134V114H133V117L135 116ZM152 112H151V113H152ZM157 112H158V111H157ZM157 112H156V113H157ZM162 112H163V110H162ZM207 112H208V111H207ZM209 112H210V111H209ZM87 113L90 114V111H88ZM109 113H110L111 115H110ZM121 113H122V114H121ZM151 113H149L148 115H146V117H144V118L141 116L142 113H141L140 115L138 114V115H136V116L134 117V120H136L135 118H137V116H139V117H138L139 120H136V122H138V123H137L138 127H137L135 121H133V123L130 121V122H131V126H134V130L132 131L131 128H128V131L131 130V131H130V134H129L128 131H126V130H125V131H126V134H127V132H128V134L132 136V140H130V139H131L130 137H127L128 135H127V136L125 135V136H126V137H125L123 134H121V135H122L121 138H122V137H124L125 139H126V138H130L129 140H130L131 142H133V143H134V139H136V140H135V141L137 142L136 144H140V142L142 143L144 140L146 141L147 139H144V140L142 141V139H143V138H146V137H152V139H153L154 136L156 135V134L154 135L153 132L156 133V131H158V130H155L156 127H155L154 129H152V123H150L151 121L149 122L151 127L147 128V129H148V130L151 129L152 131H153V130H154V131L151 132V130H150V131L147 132V133L149 134V133L151 132L150 134H152L153 136H152V135L150 136V134L147 135V133H145L147 130H146V131L144 130L143 135H141L142 132H139L140 134L136 133V135H137V134H138L139 136L141 135V136H143V138H139L138 135H137L138 137L136 138L134 134L132 135V132H135V131H136L135 128H136L137 130H139L138 128L142 127V125H145V122L148 124V121H145V122H144L143 120H147L148 118H149V119H152V118L155 119L156 116H155V117L149 116V115H151ZM153 113H152V115L155 114V113H154V114H153ZM160 113H161V112H160ZM205 113H206V112H205ZM215 113H216V112H215ZM249 113H250V112H249ZM89 114H88V115H85V114H84V119H85V120L82 121V123H85L87 120H89L91 115L93 116L92 112H91L90 115H89ZM112 114H113V115H112ZM119 114H118V118L120 117ZM202 114H203V113H202ZM125 115H126V114H125ZM130 115H131V113H130ZM155 115H156V114H155ZM161 115H162V114H161ZM198 115H199V114H198ZM210 115H212V112H211ZM214 115H215V114H214ZM245 115H246V114H245ZM248 115H249V114H248ZM98 116H99V115H98ZM100 116H102V114H101ZM106 116H107V115H106ZM147 116H148V118H147ZM215 116H217V114H216ZM126 117H127V116H126ZM133 117L130 116V117L127 118V119L129 120L130 118H132L131 120H133ZM150 117H151V118H150ZM160 117H161V116H160ZM211 117H212V116H211ZM96 118H98V117H96ZM112 118H113V117H112ZM112 118H111V120H112ZM116 118H114L113 120L116 121V120H115ZM118 118H117V119H118ZM124 118H125V117H124ZM138 118H137V119H138ZM145 118H146V119H145ZM157 118H158V117H157ZM164 118H165V117L163 116V119H164ZM166 118H167V117H166ZM166 118H165V120H166ZM102 119H103V118H102ZM121 119H122V117H120L118 121H120ZM125 119H126V118H125ZM125 119H122V120H125ZM127 119H126V120H127ZM161 119H162V117H161ZM161 119H159V121H160ZM91 120H92V119H91ZM106 120H108V119H106ZM109 120H110V119H109ZM111 120H110V123L113 124L114 122L111 121ZM126 120H125V121H126ZM128 120H127V122H129ZM213 120H215V119L212 118V122H213ZM61 121H62V122L59 121V122L61 123V124H59V125H60V126H59L60 128L63 127V125H64L63 120H61ZM139 121L142 122L143 124L140 123ZM154 121H155V120H154ZM157 121H158V120H156L155 122H156V123H160L159 121H158V122H157ZM167 121H168V119H167ZM238 121H239V120H238ZM100 122H101V124L103 125V122H104V121H103V122L100 121ZM116 122H117V121H116ZM127 122H125L126 125H128ZM134 122H135V123H134ZM165 122H166V121H165ZM165 122H164V123H165ZM221 122H223V121H221ZM242 122H243V121H242ZM263 122H264V121H263ZM263 122H261V123H263ZM90 123H91V122H90ZM119 123H121L120 125H122L124 122L122 123V121H121V122H118V124H119ZM125 123H124V126H125ZM164 123H162V124H164ZM132 124H133V125H132ZM139 124H140V127H139ZM147 124H146V126H147ZM167 124H168V123H167ZM167 124H165V126H166ZM209 124H210V123H209ZM223 124H224V123H223ZM223 124L221 123V125H223ZM233 124H234V123H233ZM242 124H243V123H242ZM114 125H116V124H113V127H114ZM159 125H160V124H159ZM159 125H157V126H159ZM210 125H211V124H210ZM221 125H220V126H221ZM53 126H54V125H53ZM81 126H82V127H80V129H81V128H84L85 131H84V130H83V131L80 130V131H77V132H79L80 134H81L82 132H84L85 135H84V133H83V136H84L85 138H87V137H86V135H87L86 132H89V133H88V135H89L88 138H89V137L92 138L91 136H93V134H92V135H90V134H91L93 131H90V130L88 131V130H87L89 126H88V127H87V126H86V127H83V124H81ZM90 126H92V125L90 124ZM122 126H123V125H122ZM122 126H121V127H122ZM129 126H130V125H128L127 127H129ZM146 126H144V127L146 128ZM186 126H187V125H186ZM215 126H216V125H215ZM218 126H219V125H218ZM224 126H225V125H224ZM233 126H234V125H233ZM244 126H245V125H244ZM54 127H55V126H54ZM97 127H98V126H97ZM106 127H107V125H106ZM119 127H120V126H119ZM159 127H160V126H159ZM161 127H162V126H161ZM163 127H164V126H163ZM211 127H212V126H211ZM226 127H227V125H226ZM40 128H41V127H40ZM51 128H52V127H51ZM56 128H58V127H56ZM86 128H87V129H86ZM89 128H90V127H89ZM95 128H96V127H95ZM104 128H105V126H104ZM104 128H103V126H102V128H100L101 131H102V129H104ZM108 128H109V127H108ZM142 128H143V127H142ZM165 128H166V130H169V128H168V129H167V127H165ZM165 128H164V129H165ZM220 128H221V127H220ZM236 128H237V127H236ZM243 128H244V127H243ZM259 128H260V127H259ZM70 129H71V128H70ZM75 129H77V128H75ZM132 129H133V128H132ZM156 129H157V128H156ZM209 129H210V128H209ZM209 129H208V130H209ZM215 129H216V128H215ZM238 129H239V128H238ZM40 130H41V129H39V130L36 131V132L38 133V132H40ZM47 130H48V129H47ZM61 130H62V129H60V130H56L55 133H56V134L59 133V135H60L61 132H59V131H61ZM86 130H87V131H86ZM94 130H95V129H94ZM97 130H98V128H97ZM112 130H113V128H112ZM112 130L109 132L110 134H113V131H114V130H113V131H112ZM115 130H116V128H115ZM162 130H163V128H162ZM183 130H184V129H183ZM192 130H193V129H192ZM194 130H195V129H194ZM211 130H212V129H211ZM218 130H219V129H218ZM44 131H45V130H44ZM74 131H75V130L73 129V132H74ZM101 131H99V133H97L99 136H98L97 134H95L96 136H98V137H96V138H98V140H97V139H96V140L94 139V140H93V143H92V141H90V138L88 139V143H89V144L92 143V144L94 145L93 147H95L96 144H100V142H103V139L101 140V137H100V135H101L100 132H101ZM105 131L108 132L109 130L105 129ZM105 131H104V133H106ZM159 131H160V130H159ZM159 131H158L157 133H160ZM198 131L200 132L199 129H198ZM212 131H214V130H212ZM233 131H234V130H232V132H233ZM243 131H244V130H243ZM42 132H43V130H42ZM102 132H103V131H102ZM136 132H137V131H136ZM163 132H164V131H163ZM182 132H183V131H182ZM195 132H196V131H195ZM199 132H196V133H199ZM214 132H215V131H214ZM214 132H213V133H214ZM225 132H226V131H225ZM52 133H53V132H52ZM79 133H76V135L79 134ZM94 133H95V132H94ZM109 133H106V134H109ZM117 133H118V132H117ZM122 133H123V132H122ZM124 133H125V132H124ZM161 133H162V131H161ZM165 133L167 134V132H165ZM165 133H162V134H164V136H166V137L168 138V136H167L168 134L165 135ZM211 133H212V132H211ZM216 133H218V132H216ZM216 133L211 134V135L214 136ZM220 133L223 134L222 131H221ZM226 133H228V132H226ZM61 134H62V133H61ZM106 134H105V135H106ZM110 134H109V135H110ZM119 134H120V132H119ZM144 134H145V135H144ZM242 134H243V133H242ZM245 134H247V133H245ZM52 135H53V134H52ZM57 135H58V134H57ZM72 135H75V134H72ZM114 135H115V134H114ZM175 135H180V134H177V132H176ZM216 135H217V134H216ZM235 135H236V134H235ZM101 136H102V135H101ZM110 136H111V135H110ZM110 136H109V137H110ZM115 136H116V135H115ZM133 136H134L135 138H134ZM141 136H140V137H141ZM144 136H145V137H144ZM160 136L162 137V135L159 134V136H157V138L160 137ZM164 136H163V137H164ZM196 136H198V135L196 134ZM223 136H224V135H223ZM227 136H228V135H227ZM227 136H226V137H227ZM60 137L63 138L62 135H60ZM60 137H59V138H60ZM71 137H72V136H71ZM74 137H75V136H74ZM79 137H80V136H79ZM84 137H83V138H84ZM116 137L119 138V136H116ZM155 137H156V136H155ZM163 137H162V138H163ZM166 137H164V138H166ZM177 137H178V136H177ZM180 137H181V136H180ZM186 137H187V136H186ZM217 137H218V136H216V139H217ZM61 138H60L59 140H61ZM67 138H68V137H67ZM76 138H78V137H76ZM80 138H81V137H80ZM83 138H81V139H83ZM99 138H100V142H99ZM102 138H103V137H102ZM105 138H106V137H105ZM110 138H111V137H110ZM113 138H114V139L111 140V142H112V141H113V142L116 141L117 143H116V142H115V143L118 145V144H119V143H118V140H115V137H113ZM124 138H123V140H125ZM162 138H160V139L158 138V141H156L155 139H153V142L150 141L151 138H148V140H149L150 142L147 141L146 144H147V143H150V144L148 145L149 148H150V145H153V148H154V151H155V148H157V147H156V146H157V145H156L157 143H159V146H161V147H162L163 144L166 143V142H165V143L163 142V141H164V138H163V139H162ZM167 138H166V139H167ZM173 138H174V137H173ZM190 138H191V137H190ZM195 138H196V137H195ZM213 138H215V137H212V138H210V139L212 140ZM220 138H221V137H220ZM222 138H223V137H222ZM222 138L220 139V142L218 141L219 139L216 140V142L220 144L222 140L225 141L226 138H225V139H222ZM240 138L242 139V137H240ZM137 139H139V140H137ZM140 139H141V140H140ZM152 139H151V140H152ZM161 139H162V140H161ZM166 139H165V140H166ZM174 139H176V136H175ZM191 139H193V137H192ZM198 139H199V138H198ZM206 139H207V138H206ZM210 139H208V141H210ZM48 140H49V139H48ZM63 140H64V139H63ZM63 140H61V142H62ZM66 140H67V139L65 138V140L63 141L64 144H65V143L67 144V142H68V143L71 142L70 144H67V145H70V148H69V149H71V146L74 145L75 148H74V146H73V148L75 149V151H77V152L79 151L77 156H78V157H80V155L83 156V158H81V160L83 161L82 163H84V162L86 163V162H87V161L83 160V159H85V158L87 159V157H88V158L90 157L89 160H92V159H91V156H92L91 152H90L91 156H87V155H90V154L88 153V152L90 151V149L87 148L88 143L86 142V139H85V140L83 139V142H84V144H85V142L87 143V145H85L84 147L87 148V151H88V152L84 149L83 146H81V145H82V143H81L82 141H81V140H79V139H75V141H74L73 137H72V138H69L68 141L65 142ZM69 140H71V141H69ZM91 140H92V139H91ZM104 140H105L104 142H106V141L109 140V139L107 138V140H106V139H104ZM123 140L121 139V141H123ZM127 140H128V139H126L125 141H127ZM160 140H161V141H160ZM167 140H168V139H167ZM167 140H166V141H167ZM169 140H170V139H169ZM183 140H184V139H183ZM183 140H182V141H183ZM196 140H197V139H196ZM56 141H58V139H57ZM79 141H80V143H81L80 145H79ZM97 141H98L99 143H98ZM119 141H120V139H119ZM121 141H120V142H121ZM145 141H144V143H145ZM171 141H172V140H171ZM199 141H200V140H199ZM203 141H204V140H203ZM203 141H201V142H203ZM244 141H246V140H244ZM244 141H243V142H244ZM28 142H29V141H28ZM75 142L78 143V145L80 146V148L78 147V145H77ZM131 142L128 141L127 143L130 144V146H132ZM138 142H139V143H138ZM155 142H156V144H155ZM174 142H176V140H175ZM177 142H179V141L177 140ZM212 142H213V141H212ZM222 142H223V141H222ZM38 143H40V142H38ZM94 143H96V144H94ZM109 143H110V141H109ZM121 143H124V141L121 142ZM121 143H120V144H121ZM161 143H162V144H161ZM214 143H215V140H214ZM25 144H26V143H25ZM66 144H65V145H66ZM107 144H108V143H107ZM107 144H106V146H105V147L108 146L107 148H104V147H103V146L105 145V143H103V144L101 143L102 146H101V145H98V146L96 145L97 147L101 146V147H100L101 150L95 148V149H97V151H96V152L93 151V153H95V154H93V156L97 155V157H95L96 159L94 158L91 162L88 160L89 162H87V165H84V166H86V167H85L86 169H88V167H89V166H88V163L90 164V167L94 165L93 163H95V165L98 166V167H96V166L94 165V166H95V169H94V167H91L92 169L89 168L90 170H87L88 172H89V171L91 172V171H93V169L96 170V169L98 168V169H97L98 171H97V170H96V171H93L94 173L96 172V175H95L94 173H92V176L95 177V180L98 179V176H97L98 174H99L100 177L102 176V174H104V173H99V172H100V171L103 172L101 169H103V168H105V167H106V169H112V168H113V169L115 170L114 172H116V174H119V175L122 176V172H117V171L120 170V169L123 168V167L126 168V166H127V165L124 166V165H125V164L123 163L124 160H122L121 158L118 157V155H120L118 152H119V150H121L120 145L117 146L116 144L113 143L114 147H112L113 145H112V143H111V147H110V144H109V145H107ZM128 144H126L127 146H126L125 144H124L123 146H125V148H128ZM136 144H135V146H136ZM160 144H161V145H160ZM201 144H203V143H201ZM201 144H198V145L201 146ZM204 144H205V143H204ZM208 144H209V148H210V145H212V144H210V142H209ZM252 144H253V143H252ZM61 145H62V144H61ZM67 145H66V146H67ZM115 145H116V146H115ZM140 145H141V146H142V145L145 146L143 143L140 144ZM140 145H139V146H140ZM154 145H155V146H154ZM166 145H167V143L165 144V146H166ZM174 145H176V144H174ZM121 146H122V145H121ZM133 146H134V144H133ZM133 146H132V147H133ZM139 146H138V147H139ZM143 146H142L140 149L144 150V147H143ZM148 146H145V148L147 147V148H146L147 150L149 149ZM159 146H158V147H159ZM165 146L163 145V147H165ZM206 146H207V142H206ZM217 146H218V145H217ZM44 147H45V146H44ZM67 147H69V146H67ZM77 147L79 148V150L77 149ZM109 147H110V148H109ZM203 147H204V146H203ZM212 147H213V146H212ZM212 147H211V148H212ZM64 148H65V146H63V150H64ZM102 148H103L105 151L102 150ZM122 148H123V147H122ZM125 148H124V149H125ZM136 148H137V147H136ZM151 148H152V146H151ZM165 148H167V146H166ZM206 148H207V147H206ZM215 148H216V144H215ZM215 148H214V149H215ZM225 148H226V147H224V149H225ZM246 148H247V147H246ZM250 148H251V147H250ZM76 149H77V150H76ZM81 149H82V150H81ZM93 149H94V148H93ZM118 149H119V150H118ZM129 149H130V147H129ZM133 149H134V148H133ZM133 149H132V150H133ZM138 149H139V148H138ZM138 149H137V150H138ZM146 149H145V150H146ZM192 149H193V148H192ZM222 149H223V148H222ZM84 150H85V151H84ZM112 150H113V152H112ZM115 150H117V153H115V152H116ZM132 150H130V153H131ZM137 150H133L134 152L132 151V152H133V153H131L132 155L129 153V154L131 155V156H130V155L128 154L129 151H128V149H127V151H125V152H127V153H125V154H128V155L131 157V159H130V157H128V156L126 155V159H127V157H128V159H129L130 161L127 160V162H126V159L124 158V159H125L124 162H125V163H130V162H132V163L137 162V163H138L139 161L142 160V161H141V162H142L141 164H143V163H144L143 160H146V162H149V161L154 160L155 162L152 161V163H154L153 166L155 167L156 165H158V163H157V164H155V163H156V162H159V161H161V160L163 159V158L161 157V155H160V157H161L162 159H161V160H158V157H156V160H155L154 157L157 155L156 153L158 152V151H157L158 149H156L157 152H156L155 154L153 153V149L151 150L152 152L150 151V153H151L152 156L148 154V156H149L148 158L152 157L153 159H152V158H150V159L147 158V159H146V158H144L145 156L142 157L143 155H140L141 153L139 154V152H138L139 150H138V151H137ZM145 150H144V151H141V150H140V152H143L142 154H144V152H145V154H146L147 152L149 153V150H148V151H145ZM166 150H167V149H165V150L163 149V151H166ZM217 150H218V149H217ZM217 150H216V151H217ZM234 150H235V149H234ZM234 150H233L232 152H234ZM237 150H238V149H237ZM247 150H248V149H247ZM75 151L72 152V150H71V152H69V153H70V154L72 153L71 155L73 156V155H75V154L77 153V152H75ZM81 151H84V152H81ZM98 151H101V152H98ZM106 151H107V153H105ZM110 151H111V153H108V152H110ZM114 151H115V152H114ZM122 151H123V150H122ZM122 151H120V153H122ZM206 151H207V150H206ZM239 151H240V149H239ZM255 151H256V150H255ZM61 152H62V151H61ZM80 152H81V153H80ZM136 152H137V153H136ZM161 152H162V151H161ZM220 152H221V150H220ZM63 153H64V151H63ZM84 153H85V155H86V154H87V155L84 156ZM113 153H114V154H118V155H115V157H114V156L112 157V154H113ZM135 153L138 154V156L141 158V160H139V157H138ZM191 153H192V152H191ZM217 153H219V152H217ZM222 153H223V152H222ZM225 153H229L228 150H227ZM237 153H238V152H237ZM248 153H249V152H248ZM4 154H5V153H4ZM79 154H80V155H79ZM99 154H100V156H99V158H98V155H99ZM107 154H108V155L111 154V157L108 156ZM125 154L122 155V156H120V157H123V156L125 157ZM133 154H135V156H133ZM177 154H178V156L181 155V154L179 155V153H177ZM193 154H194V153H193ZM231 154H232V153H231ZM231 154H230L229 156H231ZM71 155H70V156H71ZM158 155H159V153H158ZM166 155H167V154H166ZM190 155H192V154H190ZM70 156H69V157H70ZM77 156L75 155L74 157H77ZM93 156H92V158H93ZM132 156H133V157H136V158L134 159ZM153 156H154V157H153ZM178 156L176 155L175 157L178 158ZM181 156H182V155H181ZM181 156H180V157H181ZM193 156H195V155H193ZM43 157H44V156H43ZM48 157H49V156H48ZM116 157H118L119 159H121L122 162H120L121 160L119 161V159H117ZM166 157H167V156L164 155V160H163V162H162V164H161V165H163V167L166 165V163H167L166 166H168V162H167V161H169V160L166 159ZM170 157H171V156H170ZM170 157L168 156V158H170ZM187 157H189L188 154H186V157H185V158H187ZM195 157H196V156H195ZM198 157H199V156H198ZM222 157H223V156H222ZM238 157H239V156H238ZM240 157H241V155H240ZM8 158H9V157H8ZM71 158H73V157H71ZM115 158H116L118 161H116ZM183 158H184V157H183ZM191 158H192V157H191ZM200 158H201V157H200ZM209 158H211V157L209 156ZM213 158H214V157H213ZM213 158H212V159H213ZM216 158H217V157H216ZM224 158L226 159V156H225ZM231 158H233V157H231ZM79 159H80V158H79ZM79 159H78V161H79ZM133 159H134V160H133ZM137 159H138V161H137ZM159 159H160V158H159ZM165 159H166V160H165ZM187 159H188V158H187ZM189 159H190V158H189ZM194 159H195V158H193V160H194ZM214 159H215V158H214ZM214 159H213V160H214ZM218 159H219V158H218ZM39 160H40V159H39ZM74 160H76V158H75ZM81 160H80V161H81ZM97 160H98V161H97ZM109 160H110V161H109ZM135 160H136V161H135ZM195 160L197 161V158H196ZM195 160H194V161H195ZM199 160H200V159H199ZM207 160H208V159H207ZM221 160H222V159H221ZM37 161H38V160H37ZM71 161H73V160H71ZM76 161H77V160H76ZM78 161H77V162H78ZM111 161H114V162H111ZM174 161H175V160H174ZM188 161H189V160H188ZM210 161H212V160H210ZM227 161H228V160H227ZM227 161H225V162H227ZM40 162H41V161H40ZM66 162H67V161H66ZM74 162H75V161H74ZM117 162H118V163H117ZM119 162L121 163L120 166L124 164L123 167H122V166H121V168L118 167ZM164 162H165V165H164ZM230 162H231V161H230ZM79 163H80V162H79ZM99 163H100L101 166H103V165H104V166L101 167V166L99 165ZM107 163H108V165H107ZM111 163H113V166H115V168L112 167V165H110ZM122 163H123V164H122ZM150 163H151V162H149V166H148V167H146V166L144 167L146 170L148 169L146 172L150 171L148 174H152L153 172H155V170H154L155 168L152 169V167L150 166ZM152 163H151V164H152ZM214 163H215V162H214ZM214 163H213V164H214ZM217 163H218V162H217ZM14 164H15V163H14ZM91 164H92V165H91ZM97 164H98V165H97ZM105 164H106V165H105ZM115 164H116V165L118 164L117 167H116ZM130 164H131V163H130ZM141 164L139 163V164H136V165H137L138 167H141V166H140ZM144 164L148 165V163H144ZM176 164H177V163H176ZM182 164H183V163H182ZM191 164H192V163H191ZM211 164H212V163H211ZM223 164H224V162H223ZM81 165H83V164H81ZM81 165H80V166H81ZM128 165H129V164H128ZM178 165H179V164H178ZM220 165H221V164H220ZM230 165H231V164H230ZM258 165H260V164H258ZM38 166H39V164H38ZM99 166H100V167H99ZM142 166H143V165H142ZM166 166H165V167H166ZM171 166H172V165H171ZM171 166H170V167H171ZM193 166H194V165H193ZM224 166H225V165H224ZM247 166H248V165H247ZM78 167H79V166H78ZM107 167H108V168H107ZM130 167H131V166H130ZM149 167H150V168H149ZM157 167H158V166H157ZM185 167H186V166H185ZM225 167H226V166H225ZM39 168H40V167H39ZM131 168H132V167H131ZM142 168H143V167H142ZM161 168H162V167H161ZM180 168H181V167H180ZM232 168H233V167H232ZM249 168H250V167H249ZM257 168H258V167H257ZM17 169H18V168H17ZM82 169L84 170V168L81 167V171H83ZM113 169H112V170H113ZM129 169H130V168H129ZM151 169L154 170V171H151ZM174 169H175V168H174ZM204 169H205V167H204ZM228 169H231V168L228 167ZM253 169H254V168H253ZM103 170H104V169H103ZM116 170H117V171H116ZM122 170H123V169H122ZM122 170H121V171H122ZM124 170H126V169H124ZM141 170H142V169H141ZM164 170H166V169H164ZM188 170H189V168H188ZM210 170H211V169H210ZM87 171H86V172H87ZM128 171H129V170H128ZM138 171H139V170H138ZM160 171H161V170H160ZM166 171H167V170H166ZM204 171H206V170H204ZM215 171H216V170H215ZM232 171H233V169H232ZM106 172H107V171H106ZM111 172H112V171H111ZM139 172H141V171H139ZM143 172H145L144 169H143ZM146 172H145V173H146ZM156 172H158V171L156 170ZM156 172H155V173H156ZM162 172H163V171H162ZM211 172H212V171H211ZM226 172H227V171H226ZM258 172H259V171H258ZM83 173H84V172H83ZM201 173H202V172H201ZM84 174H85V173H84ZM90 174H91V173H90ZM90 174H89V176H91ZM113 174H114V173H113ZM113 174H112V175H113ZM146 174H147V173H146ZM227 174H228V172H227ZM255 174H256V173H255ZM58 175H60V174H58ZM87 175H88V173L85 175V178L88 177ZM153 175H154V174H153ZM153 175H152V176H153ZM247 175H249V174H247ZM92 176H91V177H92ZM113 176H115V177L117 176L116 178H118V179H117V184H116L115 186H121V184H122V182H123L122 178L120 179V180H121V181H120L121 183H120V182H119V178H120V176L118 177V175H115V174H114ZM148 176H149V175H148ZM212 176H213V175H212ZM215 176H216V175H215ZM232 176H233V175H232ZM234 176H235V175H234ZM260 176H261V175H260ZM72 177H73V176H72ZM75 177H76V176H75ZM104 177H105V176H104ZM115 177H112L113 179H115V180H113V179H110V176H108V179L105 180V181H107V182L110 184V186H112V188L109 187V186H107V184H106L105 181H104L105 184H102V183L99 184L98 181H94L95 185H94V187L92 186V187H93L92 189H95V188L98 187L97 189L94 190V191L96 192L97 195H105V194H106L108 197H110V195H111L112 200H109L110 202H108V203H104V202L100 199L103 203H102V204L100 203L99 205L103 207V208H102V210H103L102 213H104V214H103V215H105L104 217H111L112 220H113V218H115L114 216H117L118 214L120 215V212L124 213L125 215H123V217H125V216L128 215V213L130 212V209L132 210V208H130L131 206H130V204L127 202V200H126L123 196L120 197V195H121V194L119 195V192H120L119 190H120V188H119V187H118V189L116 188V189H117V190H116L117 192L115 191V187H114V185H112V183H116V182H112V183H110L112 180H113V181H116V178H115ZM126 177H127V176H126ZM149 177H150V176H149ZM158 177H159V176H158ZM261 177H262V176H261ZM96 178H97V179H96ZM190 178H191V177H190ZM205 178H206V177H205ZM207 178H208V177H207ZM231 178H232V177H231ZM17 179H18V178H17ZM55 179H56V178H55ZM87 179H89V178H87ZM90 179H91V178H90ZM90 179H89V180H90ZM202 179H203V178H202ZM232 179H234V178H232ZM261 179H262V178H261ZM91 180H92V179H91ZM129 180H130V179H129ZM129 180H128V181H129ZM204 180H205V179H204ZM79 181H80V180H79ZM128 181H127V182H128ZM135 181H136V180H135ZM152 181H153V182H152ZM174 181H175V180H174ZM230 181H231V180H230ZM262 181H263V180H261V182H262ZM77 182H78V181H77ZM92 182H93V181H92ZM118 182H119L120 184H119ZM129 182H131V181H129ZM225 182H226V181H225ZM135 183H136V182H135ZM152 183H154V185H153ZM156 183H157V182H156V181L154 182V180L152 179V180H151V183H149V184L147 185V186H148L147 188H151V189H152V186H153V188L155 187V188H157V190H155L156 192H155L154 190H149V193H148V194L146 193V195H150V196H147V197H150V199H145V200L143 201V205L146 204V208H147V209H146V212H147L146 214H147V215H145L144 212H143V214L145 215L144 221L139 222V221H140V220H139L140 218H139L138 216H137L138 218L136 217L137 219H133V220H138V221H135V223L138 222V223L140 224L139 226H138V224H137V226H138V227L136 228L137 230H134V231H135L134 234L137 235L138 238H137V241H135L136 243H135V242H133V243H135V244H134L135 247H136V245H138V247H136L135 249L132 247V250H130V248L127 249V247L119 246L118 249H115V251H114V252H116V253H114V254H113V253H112V254L110 253V254H109L110 256L108 255V256H106V257H101V259H99L98 263L101 262L100 264H147V263H145V262H139V259H140V258H139V259H136V258H135V256H137L136 252H137V253L139 252L140 254H143L144 252H147V251L152 252L154 248L160 246V244H161L162 242L164 243V241H166L168 238H169V239H168L167 241H169L170 239H175V238H176V236H175L176 234L174 235L172 232H170L169 234H168L169 231L166 232L167 234L164 233V231H167L166 228H165L166 226H164V225H166V224H164V222H159L161 218H164V214H166V212H167V214H168V212H169V210H168V201H166L165 204H164V202L162 201V202H163V206H162V204H160V203H162V202H161V199L159 200V197H160L161 195H164V197H165V195L167 194V192H164V191H167V190H168V185H167L166 183H165L166 185L163 183V185H159L158 187H156V186L158 185V183H157V184H156ZM263 183H264V182H263ZM96 184H99V185H96ZM109 184H108V185H109ZM118 184H119V185H118ZM128 184H130V183H128ZM155 184H156V185H155ZM159 184H160V183H159ZM161 184H162V183H161ZM213 184H214V183H213ZM228 184H229V183H228ZM230 184H231V183H230ZM245 184H246V183H245ZM56 185H57V184H56ZM89 185H90V184H89ZM101 185H102V186H101ZM126 185H127V184H126ZM126 185H125V186H126ZM142 185H143V184H142ZM218 185H219V184H218ZM99 186H100V187H99ZM129 186H130V185H129ZM140 186H141V185H140ZM150 186H151V187H150ZM228 186H229V185H228ZM65 187H67V186H65ZM87 187H89V186H87ZM108 187H109V188H108ZM137 187H138V186H137ZM159 187L162 189V191H159V190H160ZM163 187H164V188H163ZM258 187H259V186H258ZM76 188H77V187H76ZM89 188H90V187H89ZM110 188H111V189H110ZM133 188H135V187H133ZM155 188H154V189H155ZM166 188H167V189H166ZM235 188H236V186H235ZM80 189H81V187H80ZM109 189H110V190H109ZM113 189H114V190H113ZM125 189H127V188H125ZM261 189H262V188H261ZM111 190L113 191V193L111 192ZM133 190H136V188L133 189ZM147 190H148V189H147ZM24 191H25V190H24ZM91 191H92V190H91ZM114 191H115V192H114ZM118 191H119V192H118ZM152 191L155 192V193L152 194V193H151ZM157 191L160 192L161 194H160V193L157 194ZM237 191H238V190H237ZM18 192H19V191H18ZM66 192H67V191H66ZM98 192H99V193H98ZM163 192H164L165 194H164ZM215 192H216V191H215ZM88 193H89V192H88ZM88 193H87V195H88ZM92 193H93V192H92ZM129 193H130V192H129ZM150 193H151V194H150ZM84 194H85V193H84ZM112 194H113V195H112ZM115 194H117L118 198H117V196H116ZM159 194H160V195H159ZM168 194H169V193H168ZM233 194H234V193H233ZM257 194H258V193H257ZM257 194H256V195H257ZM27 195H28V194H27ZM157 195H158V198H156ZM256 195H255V196H256ZM22 196H23V195H22ZM113 196H115V198H117V199L113 200V198H114ZM128 196H129V195H128ZM151 196H152V197H151ZM232 196H234V195H232ZM258 196H259V195H258ZM51 197H52V196H51ZM84 197H85V195H84ZM94 197H95V196H94ZM100 197H101V196H100ZM105 197H106V196H105ZM142 197H143V196H142ZM226 197H227V196H226ZM234 197H236V196H234ZM247 197H248V195H247ZM252 197H253V195H252ZM40 198H41V197H39L38 200H39ZM133 198H134V197H133ZM152 198H153V199H152ZM222 198H223V197H222ZM250 198H251V196H250ZM42 199H44V198H42ZM92 199H94L93 196H92ZM95 199H96V198H95ZM95 199H94V200H95ZM118 199H119V200H118ZM139 199H140V198H139ZM141 199H142V198H141ZM154 199H155V200L158 199V200H159V203L157 202L158 200L155 201ZM164 199H165V198H164ZM89 200H90V199H89ZM105 200H107V197H106ZM24 201H25V200H24ZM24 201H23V202H24ZM40 201H41V199H40ZM44 201H45V200H44ZM53 201H54V200H53ZM114 201H116V202H114ZM117 201H118V202H117ZM128 201H129V200H128ZM236 201H237V200H236ZM238 201H239V200H238ZM260 201H261V200H260ZM46 202H47V201H46ZM50 202H52V200H51ZM50 202H48V204H49ZM139 202H140V201H139ZM195 202H197L198 206H200V209L205 208V205L207 204V203L203 202V200H199V199L195 200ZM240 202H241V201H240ZM25 203H26V202H25ZM90 203H92V202H90ZM135 203H136V202H135ZM209 203H210V202H209ZM31 204H32V203H31ZM34 204H35V203H34ZM38 204H40L39 201H38ZM44 204H45V203H44ZM51 204H53V202H52ZM70 204H71V203H70ZM92 204H93V203H92ZM240 204H241V203H240ZM23 205H24V204H23ZM32 205H33V204H32ZM136 205H137V204H136ZM139 205H140V204H139ZM234 205H235V204H234ZM237 205H238V202H237ZM242 205H243V204H242ZM242 205H241V206H242ZM260 205H261V204H260ZM11 206H13V205H12V204L10 205V210H11V211H10V210H9V211H10L11 214H9L8 212H7V214H9V216H12V213L14 214V215L12 216V219L14 218L13 220H14V221L17 220V221H15V222L13 221V223H9L12 227H14L15 224H16V225L20 224V223H18L20 220L18 221V218L15 219V216L18 217V216H17V215H18V212H17V210L15 209L16 211H15V213H14V210L12 209ZM15 206H17V205H15ZM15 206H13V208H14ZM40 206H41V204H40ZM40 206H38L39 209H40ZM46 206H47V205H46ZM48 206H49V205H48ZM95 206H96V205H95ZM133 206H134V205H133ZM133 206H132V207H133ZM141 206H142V205H141ZM207 206H208V204H207ZM241 206H240V207H241ZM22 207H23V206H22ZM29 207H30V206H29ZM35 207H36V206H34V208H35ZM49 207H50V208H53V206H49ZM137 207H139V206H137ZM202 207H203V208H202ZM231 207H232V205H231ZM252 207H253V206H252ZM17 208H18V207H17ZM34 208H32V209H34ZM135 208H136V207H135ZM135 208H134V209H135ZM140 208H141V207H140ZM249 208H250V207H249ZM30 209H31V208H30ZM93 209H94V208H93ZM159 209H160V210H159ZM12 210H13V212H12ZM37 210H38V209H37ZM49 210H51V211H49ZM49 210L46 211V213L49 214V215L47 214L48 217H47V216L39 217V218H41V219H43V217H46V218H47V219L45 218L46 221H45V219H44L45 223H43V222H44L43 220H41V219L38 218V219L40 220V222H42V221H43V222H42L41 225H38L37 227H39V226H40V227H41V226H44V227H45V226H46V227H45V230H47V228L50 227V228H48L50 231H49V230L46 231V232L43 231V235H42V232H41L40 235H42V237L45 238V239H46V237H48V236L50 237V239H53V241H50V240H49V242H50L51 244L48 243V242H47V243L51 246V249H52L51 251H53V253H56V255H57V258H58V259H57V264H70L71 262H72V264H73V263H75V261H74V262L71 261L72 257H73V258H74V256H75V258L77 257V255H76L77 252L74 253L75 248H74L73 246H72L73 248H69V247H70V244H65V243L63 242V241H65V240H62V239L59 238L60 240H62V241H59L58 238H55V237H54V235H55L56 233L54 234V232H53V230L57 229V228L59 227V225L62 224V222L59 221V220H60V213L62 212L61 215L63 216L64 214H66V211H64V210H65V209H64V210H63L64 213H63V211L59 212V214H57V215H59V219H56V218H58V217H52V215H53V214H52V213H53V212H52V209H49ZM73 210H75V208H74ZM128 210H129V211H128ZM254 210H255V209H254ZM29 211H30V213H31V210H29ZM33 211H34V210H33ZM39 211H40V210H38V213L41 212V211H40V212H39ZM48 211H49V212H48ZM97 211H98V210H97ZM224 211H225V210H224ZM230 211H232V210H230ZM237 211H238V210H237ZM24 212H25V211H24ZM36 212H37V211H36ZM36 212H33L32 214H33V216H34V214H35V216L37 217V216H38V213H36ZM44 212H45V211H44ZM69 212H70V211H69ZM118 212H119V213H118ZM226 212H227V211H226ZM57 213H58V212H57ZM67 213H68V212H67ZM95 213H96V211H95ZM132 213H133V211H132ZM132 213H130V216H129V217L131 218V220H132V217H133ZM223 213H224V212H223ZM228 213H229V212H228ZM1 214H2V212H1ZM1 214H0V215H1ZM7 214L5 213V216H6ZM15 214H16V215H15ZM32 214H31V216H32ZM41 214H44V213H41ZM54 214H55V213H54ZM250 214H251V213H250ZM250 214H249V215H250ZM101 215H102V214H101ZM119 215H118V216H119ZM137 215H139V214H137ZM214 215H215V214H214ZM219 215H220V214H219ZM1 216H3V214H2ZM9 216L7 217L8 219L11 218V217H9ZM50 216L54 219L53 221L51 220L52 218H51ZM65 216L68 217L67 214L64 215L63 218H64L65 220H68V218L66 219ZM141 216H142V214H141ZM141 216H140V217H141ZM36 217L33 218L34 220L31 218L32 221H33V222H34V221H37L38 224H40L39 220H38ZM112 217H113V218H112ZM166 217H167V216H166ZM215 217H216V216H215ZM238 217H239V216H238ZM238 217H237V219L239 220ZM259 217H260V216H259ZM35 218H36V219H35ZM49 218H51V219H49ZM126 218L128 219L127 216H126ZM126 218H125V219H126ZM142 218H143V216L141 217V219H142ZM223 218H224V216H223ZM3 219H4V217H3ZM28 219H29V220H28ZM28 219H27V220H28L27 223H29V221L31 220L30 218H28ZM96 219H97V218H96ZM111 219H110V220H111ZM127 219H126V221H127ZM209 219H210V218H209ZM216 219H217V218H216ZM240 219H242V217H241ZM6 220H7V219H6ZM56 220H58V222H60L59 225H58V222H57ZM61 220H62V217H61ZM65 220H62V221H63V224H64V225L66 224L65 227H68L67 225H68L69 223H68V221L65 222ZM129 220H130V219H128V221H129ZM131 220H130V221H131ZM133 220L131 221L132 225H133ZM158 220H159V221H158ZM163 220H164V219H163ZM163 220H162V221H163ZM214 220H215V218H214ZM218 220H219V219H218ZM8 221L11 222L12 220L10 219V220H8ZM32 221H31V222H32ZM47 221H49V222H48V223H49V226H48V224H47ZM96 221H98V219H97ZM130 221H129V222H130ZM201 221H202V220H201ZM203 221H204V219H203ZM207 221H208V220H207ZM209 221H211V220H209ZM6 222H7V221H5L4 223H6ZM31 222H30V223H31ZM56 222H57V223H56ZM64 222H65V223H64ZM7 223H8V222H7ZM67 223H68V224H67ZM84 223H85V222H84ZM131 223H130V224H131ZM160 223H161V225H162L163 227H160ZM210 223H211V222H210ZM210 223H209V224H210ZM21 224H22V223H21ZM32 224H33V223H32ZM32 224H31V226H29V227H32L35 223H34L33 225H32ZM46 224H47V225H46ZM50 224H51V225H50ZM53 224L56 225V226H54ZM63 224H62V225H63ZM95 224H97V223H95ZM130 224H129L128 226L131 228L132 225L130 226ZM163 224H164V225H163ZM187 224H188V223H187ZM187 224H186V225H187ZM201 224H202V222H201ZM201 224H200V225H201ZM212 224H213V222H212ZM246 224H247V223H246ZM1 225H2V224H1ZM1 225H0V226H1ZM10 225H8V226H10ZM28 225H29V224H28ZM52 225H53L54 227H52ZM62 225H60L59 230H60V228H61ZM64 225H63V226H64ZM106 225H108V224H106ZM174 225H176V224H174ZM179 225H180V224H179ZM186 225H185V227H188L189 224H188L187 226H186ZM190 225H192V226H190ZM190 225H189L190 227L187 228V230H186V229H185V230H186V231H189V232L191 233V240H192V241H190L189 244H192V245L190 246L189 244H188V245L185 244V245H187V246H186L185 248L181 249L182 251L179 250V251H180V254H178V255H179V259H178V260H180V261H178V262H181V264H189V263H190V262H188L189 260H190V261H191V260H194V259H191V258H190V257L192 256V257L195 258V261H194L195 264H200L202 261H205V264H215V263L217 264V263L221 260V256H223V255H222V253L220 252L221 250H219L220 248L218 249V248L216 247L217 245L215 246V243H214L215 240L212 239V238H215V239L217 240V239L219 238V237L217 238V235H218V234H217L216 236H215V235H214V236L212 235V237H211V236H205L204 234H205V232H207V231H206V228L203 229V228H202L203 226L201 227V229L198 228L197 223H196L195 221H194L193 223H190ZM198 225H199V224H198ZM182 226L184 227V225H182ZM182 226L180 225V227H182ZM206 226H208V225H206ZM213 226H214V225H213ZM218 226H219V225H218ZM230 226H231V225H230ZM261 226H262V225H261ZM33 227H36V224H35V226H33ZM40 227H39V229L37 228L38 231H39L40 229H43V227H41V228H40ZM65 227H62L61 229L65 228ZM133 227H134V225H133ZM174 227H175V226H174ZM177 227H178V226H177ZM183 227H182V228H183ZM209 227H210V226H209ZM222 227H223V226H222ZM222 227H221V231H222ZM248 227H249V226H248ZM4 228H7V227L4 226ZM4 228H0V229H1V230H4ZM19 228H20V227H19ZM70 228H71V227H70ZM100 228H101V227H100ZM130 228H129V230H130ZM160 228H161V229H160ZM163 228H165V229H163ZM172 228H173V227H172ZM212 228H213V227H212ZM214 228H215V227H214ZM214 228H213V230H216V229H214ZM224 228H226V226H225ZM224 228H223V230H225ZM31 229H32V228H30V229H29V232H28L29 237H31L30 235H32V233H31V232H32ZM84 229H85V228H84ZM132 229H133V228H132ZM202 229L205 230V232L202 231ZM208 229H209V228H208ZM217 229H218V228H217ZM258 229H259V227H258ZM19 230H20V229H19ZM158 230H160V232H159ZM161 230L163 231V233H161V232H162ZM179 230H181V229L179 228V229L177 230V228H176V231H179ZM200 230H201L202 232H204V234H202ZM218 230H219V229H218ZM242 230H243V229H242ZM255 230H256V228H255ZM38 231H36V232H38ZM41 231H42V230H41ZM64 231H65V229H64ZM130 231H131V230H130ZM229 231H230V230H229ZM229 231H228V232H229ZM234 231H235V230H234ZM20 232H21V231H20ZM52 232H53V233H52ZM80 232H81V231H80ZM80 232H79V233H80ZM82 232H83V231H82ZM138 232H139V233L142 232L143 234H140V235L138 236ZM180 232H181V231H180ZM182 232H185V231H182ZM211 232L214 234V232H213L212 230H211ZM216 232H217V231H216ZM39 233H40V232H39ZM39 233H38V234H39ZM83 233H84V232H83ZM171 233L173 234V236L171 235ZM177 233H178V232H177ZM209 233H210V232L208 231V234H209ZM223 233H225V231H223ZM234 233H235V232H234ZM7 234H8V233H7ZM46 234H47V235H46ZM215 234H216V233H215ZM220 234H221V232H220ZM230 234H231V233H230ZM26 235H27V234H26ZM80 235H81V234H80ZM80 235H79V238H80ZM83 235H84V234H83ZM135 235H134V236H135ZM169 235H171V236H169ZM209 235H211V233H210ZM222 235L224 236V234H222ZM225 235H226V233H225ZM8 236H9V234H8ZM33 236H34V235H33ZM92 236H93V235H92ZM132 236H133V235H132ZM174 236H175V238H174ZM189 236H190V235H189ZM202 236H204V237H202ZM223 236H222V237H223ZM9 237H10V236H9ZM20 237H21V236H20ZM29 237H28V239H29ZM36 237H37V235H36ZM36 237H35V238H36ZM39 237H40V236H39ZM42 237H41L40 239H42ZM187 237H188V236H187ZM224 237H225V236H224ZM224 237H223V238H224ZM2 238H4V237H2ZM32 238H33V237H32ZM220 238H221V237H220ZM30 239H31V238H30ZM56 239H57L59 242H57ZM124 239H125V238H124ZM226 239H227V238H226ZM78 240H79V239H78ZM96 240H97V238H96ZM177 240H178V239H177ZM231 240H232V239H231ZM22 241H23V240H22ZM24 241H25V240H24ZM66 241H67V240H66ZM66 241H65V242H66ZM75 241H76V240H75ZM121 241H122V240H121ZM167 241H166L165 243L168 244L169 242H167ZM184 241H185V240H184ZM186 241H187V240H186ZM221 241H225V240H221ZM221 241H220V242H221ZM228 241H230V240H227V244H228ZM61 242H63L64 244H59V243H61ZM95 242H96V241H95ZM110 242H111V241H110ZM20 243H21V242H20ZM35 243H36V242H34V244H33V243H32V244L35 245ZM66 243H68V241H67ZM163 243H162V244H163ZM173 243H174V240H173ZM186 243H187V242H186ZM229 243H230V242H229ZM238 243H239V242H238ZM36 244H37V243H36ZM162 244H161V245H162ZM170 244H171V240H170ZM170 244H169V245H170ZM216 244L219 245V243H217V241H216ZM221 244H224V245H225V243H223V242H222ZM230 244H231V243H230ZM22 245H23V244H22ZM22 245H21V246H22ZM49 245H48V246H49ZM68 245H69V246H68ZM72 245H73V243H72ZM112 245H113V244H112ZM128 245H129V244H128ZM128 245H127V246H128ZM173 245H175V244H172L171 248H173ZM232 245L235 247V245H234L233 243H232ZM236 245H237V242H236ZM131 246H132V245H131ZM193 246H194V247H193ZM199 246H200V247H199ZM239 246H240V245H239ZM239 246H238V247H239ZM39 247H40V246H39ZM84 247H85V246H84ZM221 247H222V249H224V248H223V245H222ZM226 247H228V246H226ZM236 247H237V246H236ZM236 247H235V248H236ZM45 248H46V246H45ZM45 248H44V250H45ZM174 248H175V246H174ZM228 248H229V247H228ZM230 248H231V247H230ZM240 248H241V247H240ZM240 248H239V252L241 253ZM259 248H260V247H259ZM32 249H33V248H32ZM35 249H36V248H35ZM37 249H38V247H37ZM70 249L73 251V252L71 251L72 256H71V253H70ZM73 249H74V250H73ZM76 249H77V248H76ZM251 249H252V248H251ZM8 250H9V249H8ZM33 250H34V249H33ZM38 250H39V249H38ZM228 250H229V249H227L226 251L228 252ZM236 250H237V249H236ZM6 251H7V250H6ZM35 251H37V250H35ZM47 251H48V250H47ZM76 251H77V250H76ZM201 251H202V253H200ZM233 251H235L234 248H233ZM253 251H254V250H253ZM256 251H257V249H256ZM256 251H255V254H256ZM42 252H43V251H42ZM42 252H41V254H42ZM177 252H178V251H177ZM231 252H232V251H231ZM236 252L238 253V250L235 251V253H236ZM245 252H246V251H245ZM17 253H18V252H17ZM39 253H40V251H39ZM39 253H38V254H39ZM51 253H52V252H51ZM69 253H70V254H69ZM73 253H74V254H73ZM139 253H138V255H140ZM178 253H179V252H178ZM235 253H234V254H235ZM240 253L235 254V255H236L235 257H237L238 255L240 256ZM258 253H260V252L258 251ZM27 254H28V252H27ZM43 254H44V253H43ZM78 254H79V253H78ZM226 254H227V253H226ZM228 254L231 255L232 253H228ZM248 254H249V253H247V255H248ZM260 254H261V253H260ZM260 254H257V257H258V255H259V256H260L259 258H261L262 255H260ZM36 255H37V254H36ZM48 255H49V254H48ZM53 255H54V254H53ZM56 255H54V256H56ZM73 255H74V256H73ZM175 255H176V254H175ZM232 255H233V254H232ZM242 255H243V254L241 253V256H242ZM244 255H245V254H244ZM250 255H251V254H250ZM39 256H40V254H39ZM45 256H46V255H45ZM45 256L43 255L42 257L45 258ZM70 256H71V258H70ZM239 256H238V257H239ZM255 256H256V255H255ZM42 257H41V259H42ZM49 257H50V256H49ZM49 257H47L48 260H49ZM79 257H80V256H79ZM137 257H138V256H137ZM233 257H234V255H233ZM235 257H234V258H235ZM244 257H245V256H244ZM253 257H254V256H253ZM47 258H46V259H47ZM175 258H176V257H175ZM229 258H230V257H229ZM234 258H233V259H234ZM240 258H241L243 261L245 260V259H243L242 257H240ZM246 258H247V257H246ZM249 258H251V260H253V259H255L256 257L252 258V256H251V257H249ZM262 258H263V257H262ZM262 258H261V259H262ZM126 259H127V261H128V260H130V261H128L127 263L124 262ZM247 259H248V258H247ZM256 259H257V258H256ZM261 259H260V261H261ZM263 259H264V258H263ZM53 260H55V259H53ZM72 260H74V259H72ZM100 260H102V261H100ZM234 260H236V259H234ZM238 260H239V259H238ZM242 260H241V261H242ZM257 260H258V259H257ZM40 261H41V260H40ZM42 261H43V259H42ZM50 261H51V259L49 260V262H50ZM78 261H79V260H78ZM78 261H77V262H78ZM241 261H240V262H241ZM263 261H264V260H263ZM263 261H261V262H263ZM36 262H37V260H36ZM77 262H76V263H77ZM234 262H236V261H234ZM247 262H249V260H248V261L245 260L243 263L246 264ZM255 262H256V261H255ZM258 262H259V260H258ZM23 263H24V262H23ZM52 263H53V262H52ZM54 263H55V262H54ZM78 263H79V262H78ZM167 263H168V262H167ZM171 263H172V260H171ZM192 263H193V261L191 262V264H192ZM37 264H39V263H37ZM40 264H41V263H40ZM44 264H45V263H44ZM50 264H51V263H50ZM223 264H224V263H223ZM235 264H236V263H235ZM239 264H242V262L239 263ZM263 264H264V263H263Z\"/></svg>", "mask_w": 264, "mask_h": 264}, {"label": "crops", "instance_id": "0c3cea01", "mask_svg": "<svg viewBox=\"0 0 264 264\" xmlns=\"http://www.w3.org/2000/svg\"><path fill=\"white\" fill-rule=\"evenodd\" d=\"M135 1L139 2V4L143 5V6L140 5V8L145 6L146 8L149 7L150 9L151 8L156 9L155 13H154V16H155L154 18L157 19L156 15L158 14V11H160V10H167L169 12V11H173L174 9L182 8L184 6L192 7V8L202 7L204 9H212L214 6L219 4L218 2L220 0H215V2H217V3L213 4L214 3L213 2L209 5H208V3H206L207 1L205 2L204 0H164V3H162V5H159L161 3L157 0H135ZM85 4H87V3H84V6L87 7V5H85ZM195 11L197 12V10H195ZM261 15H258V19H259L258 23H260V25L262 26V24L264 23V17H263L264 15H262L263 18L261 17ZM195 19H197V16L195 17ZM195 19H194L193 15L189 16L188 23H198L199 26L202 25V21L197 19L196 20L197 22H195ZM250 65H251L252 69L257 70L258 67H256V64H254V62H251Z\"/></svg>", "mask_w": 264, "mask_h": 264}]
</instances>
